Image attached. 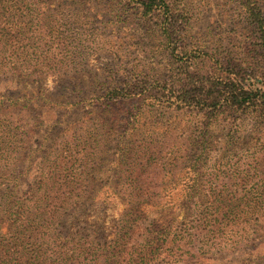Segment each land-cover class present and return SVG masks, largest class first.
I'll list each match as a JSON object with an SVG mask.
<instances>
[{
	"label": "trees",
	"instance_id": "16d2710c",
	"mask_svg": "<svg viewBox=\"0 0 264 264\" xmlns=\"http://www.w3.org/2000/svg\"><path fill=\"white\" fill-rule=\"evenodd\" d=\"M90 1L0 0V84L13 87L0 95V264H264V0H227L237 18L225 39L193 34L188 0H107L120 7L109 40L88 29L113 8ZM131 24L143 40L126 44ZM146 44L175 77L131 63ZM95 48L116 62L86 82ZM49 77L58 85L45 91ZM141 97L150 113L203 120L157 147L121 124ZM109 157L121 184L111 194L127 204L110 234L89 221L111 196L98 178ZM179 182L180 221L142 210Z\"/></svg>",
	"mask_w": 264,
	"mask_h": 264
},
{
	"label": "rangeland",
	"instance_id": "374dc122",
	"mask_svg": "<svg viewBox=\"0 0 264 264\" xmlns=\"http://www.w3.org/2000/svg\"><path fill=\"white\" fill-rule=\"evenodd\" d=\"M91 3L99 6L100 8H108L111 6L113 10L104 11L105 18L101 19L100 22H104L103 26L96 22V25L90 27L89 33H97L103 35V37H113L116 32L115 26L110 24L109 20L116 15L119 6L116 4H106L107 0H99V1H90ZM103 4V5H102ZM105 4V5H104ZM188 4L192 6L195 10L194 12L197 14V20L195 21L193 34L198 36V34L208 36H217L225 39L229 37L233 32V26L230 25V17L235 20V12L232 5L228 4L227 0H188ZM115 10V11H114ZM237 18V17H236ZM138 29L134 24L131 26H126V28H122L120 30V38L124 39V42L127 44L130 42V38L135 36V40L142 41V33L141 31L138 33ZM107 39V38H106ZM109 40V39H107ZM146 51L141 49L139 52L136 48H131L130 51L133 54L131 58V63L139 64L143 67H146L148 70H152L153 74L158 73L159 76H165L164 78H173L177 74L171 69V66L168 63V58L165 57L163 53L158 51L155 46H151V44H146ZM127 57L123 55L121 61L126 63ZM116 61L109 53L106 52V49L103 48H95L91 50L90 56L87 61V68L84 74V80L86 82L90 81L92 78H106L108 74V68L112 67ZM128 69V65H125ZM130 70V69H129ZM56 80L53 77H49L45 82H43L42 87L45 91H52L58 84H56ZM38 83L34 84L37 86ZM13 86V85H12ZM32 84H25V87L28 89L32 88ZM7 88H13L10 86H6L3 83L0 84V95L5 94L7 92ZM151 102L148 99L143 97L136 98L125 104L120 110V114L122 116L123 122L121 124L123 128H128L131 133L132 130H135L138 134H142L144 137L141 139L148 140V142H153V144L157 147L164 146L169 148L173 144L174 137L182 138L183 130H187V125L191 122H200L202 121V117L192 116L189 113L181 112V111H167L164 114L165 110L158 109V111L154 113H150L151 111ZM134 115H136L135 123H133ZM128 120V121H127ZM144 126V127H143ZM142 132V133H140ZM168 136V140L165 141V136ZM150 136L151 139H147ZM117 152V148H116ZM115 152V153H116ZM114 156V152L111 151V155ZM118 155H115L117 158ZM113 160L112 157H109V160L104 165V170L99 174V187L102 188V191L105 193H114L119 192V188H121V184L116 182L114 178V174L116 171L115 165L111 163ZM247 162H240L239 164H246ZM164 171L162 175L166 174ZM170 175V173H169ZM166 180H168V175L165 176ZM243 177L240 174L241 179ZM237 178V176H236ZM164 189L171 190L170 195L167 198H164L162 203L159 206H147L144 205L142 210L150 217L155 219L158 223H164L170 221L172 218L176 217L178 221L182 219L183 211L180 209V202L183 199V184L179 182L177 185L172 184V188L170 189V185L162 186ZM118 194V193H117ZM126 202L119 197L118 195H112L109 199L102 194L97 199L95 206L92 208V213L89 217L90 223H98L103 224L107 233L110 234L112 232V228L115 227L118 223V220L121 217V214L126 209ZM259 244H262L261 250H264V236L259 239ZM259 249V250H260Z\"/></svg>",
	"mask_w": 264,
	"mask_h": 264
}]
</instances>
